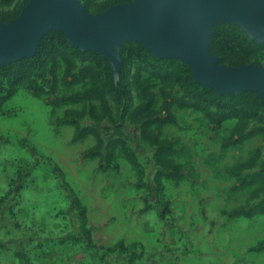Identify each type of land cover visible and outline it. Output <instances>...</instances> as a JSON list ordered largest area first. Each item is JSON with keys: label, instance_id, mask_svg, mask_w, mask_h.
<instances>
[{"label": "rangeland", "instance_id": "374dc122", "mask_svg": "<svg viewBox=\"0 0 264 264\" xmlns=\"http://www.w3.org/2000/svg\"><path fill=\"white\" fill-rule=\"evenodd\" d=\"M72 1L91 21L146 0ZM29 2L0 0V29ZM196 26L217 73L264 77V39L216 10ZM233 27L260 45L243 65L209 46ZM114 48L76 46L53 21L0 62V264H264V110L189 92L186 76L219 95L249 89L264 102V89L201 81L179 53L152 52L127 29Z\"/></svg>", "mask_w": 264, "mask_h": 264}, {"label": "water", "instance_id": "95a60500", "mask_svg": "<svg viewBox=\"0 0 264 264\" xmlns=\"http://www.w3.org/2000/svg\"><path fill=\"white\" fill-rule=\"evenodd\" d=\"M259 1L261 13L239 0H146L136 6L111 7L84 21L72 0H30L12 26L0 29V62L31 50L45 25L55 21L68 40L79 47L100 44L114 56V36L127 29L138 34L152 52L179 53L193 65L201 81L223 87L247 80L264 89L263 75L246 70L220 74L212 69L199 50L200 30L196 26L200 12L216 10L240 24L250 36L264 39V0ZM166 12L168 22L164 24Z\"/></svg>", "mask_w": 264, "mask_h": 264}, {"label": "trees", "instance_id": "16d2710c", "mask_svg": "<svg viewBox=\"0 0 264 264\" xmlns=\"http://www.w3.org/2000/svg\"><path fill=\"white\" fill-rule=\"evenodd\" d=\"M230 35L232 40L227 37ZM226 36L215 35L211 39L209 46L213 52L220 55L230 56L231 61L235 65H243L248 59L254 55L260 48V45L252 40L248 35L237 27H233ZM235 39L236 43L233 41ZM151 61L156 64H161L171 69H178V65L172 59L159 60L154 57H150ZM11 64L4 65L7 69L11 67ZM188 83L186 88L189 92L201 93L207 96H213L217 103L227 104L234 109L249 116H255L260 110H264V102L261 101L260 96L253 90H244L242 92L233 91L231 93L216 94L208 87H202L195 83L190 76H186ZM90 129H79L78 137L84 136ZM153 138V137H152ZM155 143H158L154 139ZM162 143V142H159ZM174 167V166H173Z\"/></svg>", "mask_w": 264, "mask_h": 264}, {"label": "bare ground", "instance_id": "6f19581e", "mask_svg": "<svg viewBox=\"0 0 264 264\" xmlns=\"http://www.w3.org/2000/svg\"><path fill=\"white\" fill-rule=\"evenodd\" d=\"M168 22V12H166L162 17V23L166 24ZM240 84H244V82H239Z\"/></svg>", "mask_w": 264, "mask_h": 264}]
</instances>
